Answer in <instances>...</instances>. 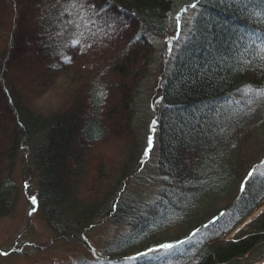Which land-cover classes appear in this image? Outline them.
Listing matches in <instances>:
<instances>
[{"label":"trees","instance_id":"obj_1","mask_svg":"<svg viewBox=\"0 0 264 264\" xmlns=\"http://www.w3.org/2000/svg\"><path fill=\"white\" fill-rule=\"evenodd\" d=\"M9 1L0 0L12 14L0 19V218L15 199L10 172L19 159L36 179L31 209L42 211L56 240L75 239L107 212L124 228L104 253L77 264L263 260L264 208L253 214L264 204V117L254 111L264 108V0L194 1L161 83L162 187L151 202L127 191L140 159L110 167L96 147L129 137L135 144L134 106L152 62L148 33L159 36L177 0ZM108 9L141 33H125L126 23L104 50L98 18ZM96 47V60L84 56ZM157 246L178 250L143 254Z\"/></svg>","mask_w":264,"mask_h":264},{"label":"rangeland","instance_id":"obj_2","mask_svg":"<svg viewBox=\"0 0 264 264\" xmlns=\"http://www.w3.org/2000/svg\"><path fill=\"white\" fill-rule=\"evenodd\" d=\"M194 1L198 0H177L171 9L172 12L167 21L168 23L165 29L159 32V36L148 33L150 37H148L147 45L150 46L149 51L147 50L149 53L147 61L152 62L146 70L147 75L141 84L140 93L134 106L137 114L135 125L136 130L139 132L137 143L135 142L134 144L132 141L130 143L129 137L126 144H119L114 140L108 144L100 142L96 147L97 150L100 149L105 161H107V165L110 167L112 165H114V168L119 167L128 155L133 157V163L136 159H140L138 164L136 162L138 170H140L137 174L140 177L133 179L127 191L131 194H136L140 199L147 202L155 201L160 196L159 193L162 187L160 183L161 177L155 167L159 153L157 152L156 141L158 132L156 117L160 112L161 83L167 68H169L173 51L180 45L183 37L188 34V29L196 14V11H194L196 2ZM190 3H192L191 7H188ZM104 14L105 17L103 19L101 17L98 18L101 20L104 29V40H102L104 41V50L110 45H115L119 41L118 38L122 39L119 33L115 37L113 32H120L122 25L124 27L126 23L132 25L128 27L125 33H132L134 36L141 33L139 31L141 29L140 25L133 20L129 22L131 19L128 16L125 17L112 9H108ZM11 16L12 14L6 18L4 10L0 7L2 24H4V21L7 23V19L12 20ZM5 30H3L4 33ZM99 35L98 33L97 36ZM4 42L5 40H0V47L4 45ZM97 49L98 47L89 50L84 56H88L90 59L97 56L96 52L103 53L99 51L101 49ZM74 52L75 54H83L84 50L75 48ZM95 60L93 61L95 62ZM90 67L94 68L92 65ZM254 111L256 115H260V118L264 117V108L258 107ZM149 141H151V144H149ZM153 143L154 147L156 143L155 148ZM151 147H153L152 150ZM256 159V156L249 158L250 162H254ZM20 163L18 159L10 172L15 188L13 194L15 199L12 203V208L8 215L0 218V264H77L83 262V260L90 261L93 259L95 250V252L99 253L102 251L104 253L106 246L114 242V239L121 233L124 234V228L112 222L111 213L107 212L109 218L103 217V220L98 225L92 227V229L85 230L79 236H75V239L60 238V240H56L55 233L44 220L42 211L38 208L31 209L36 179L30 170L24 171ZM144 169H146L145 172H143ZM114 189L118 190L119 186L114 187ZM108 203L107 205L109 206ZM263 208L264 204L253 216L258 214ZM253 216L245 220L243 224L253 218ZM232 236L233 234L230 237ZM41 245H46V247L39 249ZM177 250L173 249L172 246H157V248H150L143 254L165 256ZM262 252H264V247L260 253ZM139 254L142 255V253ZM244 261V263L248 262L247 260ZM255 264H264V259L257 261Z\"/></svg>","mask_w":264,"mask_h":264},{"label":"snow or ice","instance_id":"obj_3","mask_svg":"<svg viewBox=\"0 0 264 264\" xmlns=\"http://www.w3.org/2000/svg\"><path fill=\"white\" fill-rule=\"evenodd\" d=\"M149 144H151V141H149ZM33 202H35V201L33 200Z\"/></svg>","mask_w":264,"mask_h":264}]
</instances>
